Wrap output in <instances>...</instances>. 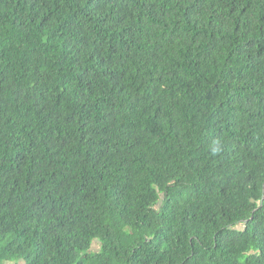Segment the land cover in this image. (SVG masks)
I'll return each instance as SVG.
<instances>
[{
  "label": "trees",
  "instance_id": "1",
  "mask_svg": "<svg viewBox=\"0 0 264 264\" xmlns=\"http://www.w3.org/2000/svg\"><path fill=\"white\" fill-rule=\"evenodd\" d=\"M0 264H264V0H0Z\"/></svg>",
  "mask_w": 264,
  "mask_h": 264
},
{
  "label": "rangeland",
  "instance_id": "2",
  "mask_svg": "<svg viewBox=\"0 0 264 264\" xmlns=\"http://www.w3.org/2000/svg\"><path fill=\"white\" fill-rule=\"evenodd\" d=\"M100 247H101V246L99 245V243L96 242V244L94 245L93 249H94V250H99Z\"/></svg>",
  "mask_w": 264,
  "mask_h": 264
}]
</instances>
